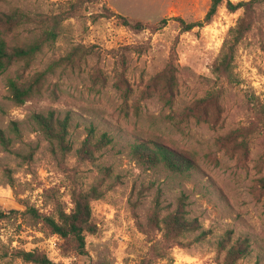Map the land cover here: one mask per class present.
I'll return each mask as SVG.
<instances>
[{
    "label": "rangeland",
    "instance_id": "rangeland-1",
    "mask_svg": "<svg viewBox=\"0 0 264 264\" xmlns=\"http://www.w3.org/2000/svg\"><path fill=\"white\" fill-rule=\"evenodd\" d=\"M226 4L206 22L211 0H0V19L13 12L28 18L11 26L0 20V38L10 49L39 46L0 71L7 139L0 141V209L7 213L0 264H36L21 252L46 255L51 264H225L219 242L227 235L250 242L237 264H264L257 184L264 176V0L254 5L230 74L216 65L245 11ZM119 15L149 28L124 26ZM175 18L203 25L184 31ZM10 80L28 90L22 103L12 99ZM197 103L206 113L192 109ZM50 113L70 117V149L36 123L35 115ZM89 127L97 138H112L93 161L78 153ZM233 132L234 145L226 140ZM146 140L194 159L197 169L181 176L144 165L133 146ZM94 189L97 232L86 233L87 253L80 254L44 219L70 213L74 193ZM181 198L198 228L171 234L166 221Z\"/></svg>",
    "mask_w": 264,
    "mask_h": 264
},
{
    "label": "trees",
    "instance_id": "trees-1",
    "mask_svg": "<svg viewBox=\"0 0 264 264\" xmlns=\"http://www.w3.org/2000/svg\"><path fill=\"white\" fill-rule=\"evenodd\" d=\"M258 0L250 2H239L237 4L227 0L226 7L229 11L234 12L238 9H244L245 14L238 21L236 28L231 32V38L225 43L223 53L219 62L216 65V71L219 73L230 74L231 66L234 60L237 44L244 38L252 27V14L254 13V5ZM224 0H211V7L208 11L205 21H211L216 15L218 8L223 4ZM110 16L115 15L109 12ZM123 25L132 28L136 31H143L149 28L147 24L140 21H130L124 16H118ZM28 18L18 12L3 14L1 22L6 26H11L20 23ZM182 23L184 31L193 30L196 27L203 25L202 21L186 24L181 18H175ZM168 19H163L154 29L159 30L164 27ZM39 49L38 44L28 46H15L9 48L6 42L0 38V71H4L11 57L29 58L33 56ZM167 87L171 88L170 76L165 75ZM9 91L13 100L17 103H22L23 97L28 94V90L23 89L14 81H9ZM192 109H197L206 113V108L200 103H197ZM36 123L40 128L51 138L58 141L59 145L65 149H70L67 143V135L70 117L64 119L57 118L54 113L48 115L37 114L34 116ZM94 127H89L88 134L79 149V155L85 160H95L97 152L106 148L112 143V138L109 134L104 133L97 138ZM237 132L228 135L227 141L232 144L236 141ZM0 141L7 143V139L2 130H0ZM234 145V144H233ZM237 147V146H236ZM245 148V145L242 146ZM133 154L148 167H156L160 164L164 165L170 172L178 175H189L192 170L197 169V164L194 159L188 158L181 152H178L169 146L153 141H143L133 146ZM259 189L264 192V176L257 180ZM161 193V192H160ZM99 196L98 190L94 189L90 193H74L73 202L74 208L70 213L61 212L58 219L46 217L45 223L49 229L61 236L62 238H71L76 244L77 251L80 254H86V233L94 234L97 232V226L92 220L91 200ZM185 198V196H183ZM181 198L178 207L169 215L166 225L167 232L171 234H182L198 228L197 221L187 217L188 210L186 201ZM157 206H160V195L157 199ZM7 213L0 209V220L5 218ZM206 232L201 233V237H205ZM221 249L225 251V264H237L239 260L246 258L250 254V242L248 238L232 240L230 235H227L219 242ZM20 257L27 262L36 264H51L50 259L46 255L35 254L33 252H21Z\"/></svg>",
    "mask_w": 264,
    "mask_h": 264
}]
</instances>
